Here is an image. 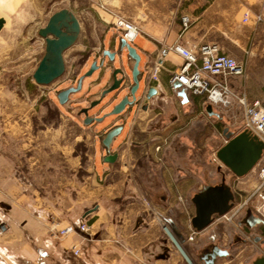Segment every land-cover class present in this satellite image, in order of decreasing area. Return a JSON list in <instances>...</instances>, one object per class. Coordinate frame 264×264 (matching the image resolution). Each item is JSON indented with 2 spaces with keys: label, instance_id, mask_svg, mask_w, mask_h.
<instances>
[{
  "label": "crops",
  "instance_id": "0c3cea01",
  "mask_svg": "<svg viewBox=\"0 0 264 264\" xmlns=\"http://www.w3.org/2000/svg\"><path fill=\"white\" fill-rule=\"evenodd\" d=\"M150 1L0 0V264H191L164 226L192 264H253L261 257L260 223L249 226L247 238L241 231L231 236L221 219L192 227V199L204 190L199 176L209 170L204 130L216 114L204 97L169 87L181 55H158L175 43L214 42L222 50L218 38L236 41L232 30L244 13L260 14L263 20L254 23L263 25L264 0H183L159 18L150 17ZM62 8L77 17L80 32L63 53L62 76L38 84L32 78L44 54L38 30ZM125 8L140 29L131 43L140 55L139 101L112 115L133 85L134 61L111 25ZM29 32L35 34L27 40ZM93 62L97 68L86 75ZM155 62L156 81L150 77ZM114 69L125 74V88L105 93ZM79 80L80 88L60 104L57 93ZM151 87L155 93L147 97ZM87 116L97 120L87 123ZM118 127L106 147V134ZM81 222L90 225L89 234H50L54 226ZM77 242L78 257L71 251Z\"/></svg>",
  "mask_w": 264,
  "mask_h": 264
},
{
  "label": "water",
  "instance_id": "95a60500",
  "mask_svg": "<svg viewBox=\"0 0 264 264\" xmlns=\"http://www.w3.org/2000/svg\"><path fill=\"white\" fill-rule=\"evenodd\" d=\"M3 25V19H0V28ZM80 32V24L77 17L66 8H62L50 15L44 27L38 30V35L44 41V54L40 59L32 78L36 83L42 85H49L58 79L65 71V64L63 53L66 49L71 47L77 40ZM121 47L125 48L129 57L134 61L131 70V79L133 85L130 87V94H126L123 98L112 108L110 114L118 115L126 107L131 108L137 104L139 99L135 95L138 88V76L140 75L139 62L140 55L136 48L127 43L124 38H121ZM109 59L113 60L114 53L105 51ZM97 68L95 62L90 66L86 75L92 73ZM120 76V77H118ZM113 84L106 92L116 90L120 92L124 85V73L119 69L112 71ZM80 80L76 87H67L57 93V98L60 104L67 101L70 93L76 92L80 88ZM175 87H180L179 83ZM155 93L153 87L148 90L147 97ZM131 97V98H130ZM84 114L87 115V110L84 109ZM87 123L96 121V118L86 117ZM121 127L110 130L103 144L107 147L110 140L115 136ZM226 142L220 146L216 152V158L235 176L241 177L248 173L254 165L259 161L262 155V144L254 137H252L246 130L232 136V132L224 130ZM116 158V155L106 157V161H111ZM234 196L231 189L225 185L207 186L203 191L194 195L192 201L195 205V214L190 222L192 227L196 230H202L208 226L215 218V216H222L228 212L233 204ZM249 226L260 223V219L250 215V219L246 220ZM168 235L172 238L175 245L181 251L185 259L192 264L190 258L183 250L181 245L176 241L170 230L164 226ZM264 243V241H263ZM215 251L220 254L219 248ZM253 264H264V257H259Z\"/></svg>",
  "mask_w": 264,
  "mask_h": 264
},
{
  "label": "built area",
  "instance_id": "2783aa9c",
  "mask_svg": "<svg viewBox=\"0 0 264 264\" xmlns=\"http://www.w3.org/2000/svg\"><path fill=\"white\" fill-rule=\"evenodd\" d=\"M242 20L243 22L253 20L258 23L263 20V17L260 14H255L251 17L247 12L244 13ZM188 24V16H182L183 27H187ZM111 25L130 44L140 31L136 23L119 14H113ZM170 51L178 53L183 58L181 65L168 79L169 87L172 90L176 88L175 84L179 83L181 87L192 95L204 97L212 107L225 109L234 103L242 107V128L261 142L262 155L259 159L260 161L256 163L257 180L253 192L238 204L233 201L230 210L222 215V217L231 221L232 217L248 204L252 196H255L257 202L253 205V210L251 209L249 212L250 215L260 219V224H264V103L259 99L248 100L245 91L235 89L230 82L232 77L244 74V64L236 58L222 53L220 47L214 42L190 44L188 46L175 43L162 47L159 50V60ZM159 68L160 63L158 62H155L150 67V77L154 81L158 80L157 74ZM156 148L159 150L160 146ZM246 219H250V216ZM77 232L89 234L90 225L87 222L78 224L69 223L60 229H56L55 226L50 229V234L53 237H65ZM195 234V231L191 232L188 236L189 240H193ZM71 251L73 255L79 256L81 253L80 243H74L71 246Z\"/></svg>",
  "mask_w": 264,
  "mask_h": 264
},
{
  "label": "rangeland",
  "instance_id": "374dc122",
  "mask_svg": "<svg viewBox=\"0 0 264 264\" xmlns=\"http://www.w3.org/2000/svg\"><path fill=\"white\" fill-rule=\"evenodd\" d=\"M182 2L183 0H151L149 15L150 17H162L171 10H179L181 5H183ZM128 12H130V10L125 8V14L122 16L131 20V16L126 14ZM142 17L144 18V16ZM242 17L243 16H240L238 18L239 23L232 30V33L236 36V41L218 38V40H220L218 42L222 47V53L236 58L245 66L243 75L232 77V80H235V82L232 83L233 87L235 89L244 90L248 100L259 99L264 103V23L263 25H258L255 24L253 20L243 22ZM260 26H262V30L259 29ZM34 34L35 33L31 32L23 33V36L27 40H30ZM239 36L243 39L241 43L237 40ZM213 112L214 115H216L208 119L206 123L208 128L204 130V136H209V142L206 148L209 170L205 172V174L199 176L200 182L203 183L204 189L209 185L228 186L234 195V203L238 204L245 199L246 196L251 194L256 186L257 165L255 164L245 175L237 177L216 158L215 152L226 142L224 135L225 129L232 132V136L243 131L242 107L234 103L232 106L225 109L214 107ZM199 136L201 137L202 135L199 134ZM256 202L257 199L255 196H252L248 204L241 208V210L232 217L231 221L226 220L222 216H215V219H221L220 221L229 223L231 226V236H237L238 232L241 231L242 235H245L247 238L250 236V232L253 229L249 227L245 220L248 210H253V205ZM256 232H261L257 235V246L260 247L258 255L263 257L264 243L262 240H264V224H259ZM250 240L252 241V239Z\"/></svg>",
  "mask_w": 264,
  "mask_h": 264
},
{
  "label": "flooded vegetation",
  "instance_id": "af4514ba",
  "mask_svg": "<svg viewBox=\"0 0 264 264\" xmlns=\"http://www.w3.org/2000/svg\"><path fill=\"white\" fill-rule=\"evenodd\" d=\"M124 76H125V74H124ZM125 79V78H124ZM215 219V218H214Z\"/></svg>",
  "mask_w": 264,
  "mask_h": 264
}]
</instances>
